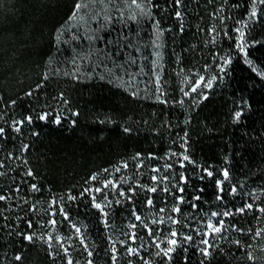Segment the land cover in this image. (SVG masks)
<instances>
[{
  "label": "trees",
  "instance_id": "1",
  "mask_svg": "<svg viewBox=\"0 0 264 264\" xmlns=\"http://www.w3.org/2000/svg\"><path fill=\"white\" fill-rule=\"evenodd\" d=\"M76 2L77 0H0V95L6 101L17 99L37 84L45 85L34 97L18 99L14 109H7L5 119H18L25 114H31L35 118L42 111L52 113L47 123L37 119L32 126L25 125L23 136L15 138L16 134L9 131L10 138L0 140V161L5 164L0 172L6 173L0 176V193L12 196L14 202L13 207L10 206L13 210L5 213L10 221L0 219V226L9 222L13 224L11 235L8 234V228L0 227V264H17L13 259L16 254L23 255V264H66L63 251L53 259L49 256L47 244L42 241L23 243L15 233L26 229V221L31 219L35 231L40 234L41 225L47 226L50 219L45 211L48 202L53 198L66 196L69 191L78 197L76 201L64 203L70 221L57 215L55 219L59 223L52 234L60 235L62 239L71 237V240L64 239V246L74 264H85L86 253L71 228V224H75L82 229L86 242L93 248L95 264H111L110 253L106 254L105 249L110 246L109 236L117 240L114 234L117 227L106 231L100 214L91 207L90 196L87 193L81 195L84 189L101 186L99 181L91 184L86 181L97 173L101 174L99 179L102 180L105 175L116 172V167L125 162L128 166L126 169L122 168V171L151 181V176L156 175L152 169L160 168V160L166 158L168 149L185 129L189 135V154L194 160L204 166L212 165L217 172L220 168H228L233 183L238 187L240 184L244 185L240 191L245 195L236 196V199L255 191L260 197L256 203L264 206V79L243 62L242 54L235 48L238 33L234 31L235 28H243V24L239 22L244 21L248 24L244 29L246 39L264 41V15H259L264 11V5L258 6V17L250 21V0H183L180 9L173 6V0H154L159 7L152 11L155 19L159 20L160 27L165 30L163 39L167 64L163 71V84L167 92L165 100L168 101L165 105L156 102L153 95L155 87H146L148 91L139 88L137 95L133 96V92L123 87L114 77L111 78L114 82H109V70L98 69L96 72L93 65L94 62L97 65L102 62L104 52H118L115 57L119 56L117 59L123 63L137 54V49H142L140 42L142 44L148 39L143 24L145 21H149L151 25L154 23L148 17L142 19L138 16L139 25L126 19L131 12L123 13V22L120 19L121 13L113 17L111 25L103 29L100 27L96 36L93 35L98 46L95 44L91 49V71L84 76L80 74V81L63 74L75 71L71 61L76 55L75 51L83 50V43L70 38V42H66L63 38L64 42L57 46L53 34L69 22ZM129 2L127 0V6L134 12L135 9L129 7ZM221 8L222 13L219 11ZM177 10L182 12V20L175 17ZM221 16L224 17L223 22L219 18ZM213 25L219 33L214 44L208 34V29ZM225 32L228 33L227 36L224 35ZM125 35L134 47H126ZM83 40L86 41L85 37ZM85 43L88 44L87 41ZM94 51L101 54L94 55ZM217 52L233 57L231 75L216 83L209 93V99L199 108H194L192 101L186 98L184 106L176 103L182 99L183 82L179 79L181 75L178 71L184 64V68L188 69L199 64L200 60L203 62L200 70H206L207 66L211 67L212 56ZM248 54L256 68L264 71V45L249 47ZM193 68L199 70V67ZM57 71L59 74H56ZM45 74H49L47 81L43 80ZM101 76L105 79H101ZM152 82L154 85V81ZM61 93L69 101L66 108L62 105L58 107L60 102L53 99ZM241 97L251 104V109H245L243 123L233 124L231 113ZM69 109L80 115L71 116ZM56 114L67 117L62 120L61 126L52 122ZM189 116L191 123L185 125L183 120ZM107 117H111L114 123L99 122V119ZM72 119L77 122L75 127L70 125ZM166 122H170L172 127L166 126ZM124 127L131 128L132 132L125 133L122 130ZM33 129L40 133L38 137L31 136ZM22 142L31 145L29 151L21 153ZM10 153L19 159H8ZM137 153L140 154L141 161L133 159ZM150 154L157 158L150 159ZM225 158L228 159L227 163ZM141 162L143 167L139 166ZM187 167L193 169L191 165ZM27 168L32 169L35 179L23 176ZM104 169L108 171L104 172ZM186 175L190 176L191 185L206 189L203 193L204 201L215 200V187L211 181H199L189 173ZM25 179L28 182L21 183ZM31 183L38 184L41 191L32 193L29 189ZM17 184L21 186L20 193L12 191ZM191 185L188 187L189 196L192 194ZM139 194L141 192L137 188L133 198ZM24 199L29 204L35 203L39 210L26 211L29 204H24ZM145 200H142L143 204ZM18 216L23 217V220H17ZM118 218L117 226L122 225L121 219L125 216L118 213ZM257 222L261 223L260 227L264 226V217L257 221L240 216L238 227L255 229ZM43 234L47 236V233ZM239 238L247 246L248 235L239 234ZM143 241L138 240L140 244L136 245L138 248L143 245L141 254L152 264H166L163 258L147 249L149 246L146 238ZM52 243L55 245V240ZM116 247L119 264H128L129 259H132L133 264H142L138 258L127 257L119 243ZM184 247L187 252L177 249L173 254V264H185V259L187 264H200L198 250L187 245ZM236 248L238 247H219L223 252L217 249L213 253V259L205 264H250L241 251L243 248L237 249L240 256L237 259Z\"/></svg>",
  "mask_w": 264,
  "mask_h": 264
},
{
  "label": "snow or ice",
  "instance_id": "2",
  "mask_svg": "<svg viewBox=\"0 0 264 264\" xmlns=\"http://www.w3.org/2000/svg\"><path fill=\"white\" fill-rule=\"evenodd\" d=\"M211 2V0H210ZM111 4L113 3V0H77V2L74 4L71 15L69 16V21L75 22L76 24H87L86 17L89 16L88 9L94 5V4ZM251 3V9L248 14L249 20L254 21L258 17V6L264 5V0H250ZM173 6L176 9H180L183 6V0H173ZM238 6V5H237ZM129 7L134 8L135 10H138L139 16L143 17L146 16L150 20H152L153 23V29L156 39L153 40V45L156 48L161 47V44L159 43L161 37L164 34V29L160 27L159 20L155 19L154 13L152 11L153 8L159 7V5L154 3V0H130ZM219 11L222 13L223 9H219ZM259 15H264V11H261ZM175 17L178 20H182V12L177 10L175 12ZM92 19H95L96 16L93 13L91 15ZM221 19V22H223L224 17H219ZM121 21L123 22L125 17L123 16V13H121L120 17ZM127 20H131L134 23H138V16L137 13L134 11L132 14L127 16ZM113 23V19L109 14H105L103 16V23L101 24V29L105 28L108 25H111ZM239 23L243 24V28H235L234 31L238 33V35L235 37L236 43L235 48L238 53L242 54L241 58L243 62L248 65L253 72H255L258 76H260L261 79H264V71L258 70L256 66L253 64V62L249 59L248 54V48L249 47H255L257 44L264 45V41H248L246 39V32L244 29L248 27L247 22L240 21ZM127 27V24H125ZM67 29L63 28L60 30H57L53 34L54 43L58 46L61 43H63V37L65 34V31ZM88 31V29H86ZM93 32L99 31V29H93L91 30ZM183 31V24H181V32ZM208 34L211 36V42L214 44L216 42V36L219 35L217 32L216 26L213 25L211 28L208 29ZM224 35H228L227 32L224 33ZM73 40H78L79 37L73 33L72 36ZM87 39L90 42L95 41L96 37L92 35H88ZM124 39L127 40L126 47H134L132 44V41L128 38L127 35L124 36ZM229 39H232V37H229ZM107 41L105 44L107 45ZM138 51V49H137ZM94 55L99 56L101 53L99 52H93ZM78 55V53L76 54ZM76 55L72 58V64L78 69L79 65L76 63ZM118 55L117 53L112 52H104V57H109L113 60V68H123L124 64L117 63L115 60V56ZM156 55V61L153 62L154 68L153 71L156 73L154 77V87L155 92L153 95H155L156 102L160 104H167L168 101L164 99L165 92L163 89V86L161 84V77L159 74V69L162 67L159 65L158 61L162 59L159 52L155 53ZM213 59L216 61V74L212 75L211 78H206L203 75H199L197 79L191 82V87L189 90L185 91L181 89L183 97L191 98L192 100V106L194 108H199V106L205 101L209 99V93L212 91L214 86L218 81H223L226 76L231 75V69L230 66L233 64V57L230 55L225 56H213ZM136 63V60L134 58H131L130 60H126L125 63ZM126 71V69H125ZM56 74H59L57 71ZM66 76H71L72 79L80 81V74L79 72H72L63 73ZM115 75L116 79L119 80V73L113 72L111 69L108 73V80L109 82L112 81V76ZM89 78H91V74H89ZM101 79H105L104 76L100 77ZM49 79V74H45L43 76V80L47 81ZM187 83V79L185 80ZM44 83H39L35 86V88L30 89L26 93H24L23 97H19L17 99L12 100H5L3 95H0V140H7L9 139V131L16 134L15 138L21 137L24 135L23 129L25 125L32 126L35 124L36 120L42 122H49V117L52 115L51 112L42 111L40 113H37V116L34 118L31 114H25L21 118H10L5 119V117L8 115L7 109H14L17 105L18 99H23L24 97H34L37 92L40 91V89L44 88ZM195 93L196 95L193 96L192 94ZM133 96H136L137 93L133 92ZM53 99H56L60 102L61 105L66 108L69 101L64 97L63 93L59 94V96L54 97ZM181 106H184V99H180L179 101H176ZM44 107H47L45 105ZM250 110L251 104L248 103L246 100L241 97L240 101L237 103V107L232 110L231 113V119L233 124H240L244 122L245 117V109ZM73 117H77L80 115L77 111H72L71 109L68 110ZM67 119L66 116H62L61 114H56L54 120L52 121L55 125L61 126L62 120ZM99 122L101 124L104 123H114V121L111 120V117H107L106 119H99ZM76 120L72 119L70 121V125L72 127L76 126ZM147 123V121H145ZM183 123L185 125H188L191 123V117H186L183 120ZM166 126L169 128L172 127L170 122H166ZM125 133H131L132 129L128 127H124L122 129ZM209 131H212V129H208ZM31 136L38 137L40 133L38 131H35L34 129L31 131ZM179 135V134H178ZM179 139L181 141L180 147L183 149L182 152H170L169 158L175 157L176 158V164L178 165L179 169H186L188 165H191L194 171L192 173V177H195L199 181H205L209 180L214 184L215 187V201L223 203L225 201L226 196L236 197L245 195L240 191L241 188L244 187L243 184H240L239 187L236 183H233V177L230 174V170L228 168H220L217 172L212 165L204 166L199 164L196 160H194L191 155L189 154V135L187 129L183 132L182 135H179ZM31 148V145L29 143H21L20 151L21 153H25L29 151ZM150 159H156L157 157L152 156L150 154ZM8 159H19V157H13L10 153L8 155ZM133 159L137 161H141V156L139 153L136 154V156L133 157ZM228 162V159L225 158V163ZM25 165L27 164V161H24ZM127 163L121 164L119 167H116L115 171L120 172L122 168H127ZM140 167H143L142 162L139 165ZM5 164L0 161V169L4 168ZM174 169L173 164H166L164 166V171H170ZM104 172H107V169L103 170ZM152 172L156 173V175L151 176V184L150 185H142V184H135L133 186H130L127 190V192L119 187V183H126L125 180L121 179L119 183L114 182L112 179H106V180H100L99 177L101 174H93L91 177H89L88 181L86 183H93L99 181L101 184L100 187H89L87 189H84L81 195H84L87 193L90 196L91 201V207L96 209L97 212L100 214L101 223L103 224L105 230L111 228V223L108 219L109 217V209L113 207V203L115 205L119 206L123 203V201L131 202L132 198L136 195V189L139 188L147 193L150 194H156L158 191L173 197L172 201L169 202L167 200L164 201V206L160 207L158 209V212L151 213L152 216L151 219L148 217H145L137 212L135 207L131 210V216L134 218V222H130L126 224V228L128 231L124 232L123 235L127 238V240H114L111 238V236L108 237L110 246L105 249V253H110V260L111 264H119V256H118V249L116 247V244L119 243L121 247H124L126 249V256L129 258H138L142 261V264H152L151 261L146 259L141 254V248L143 245H141L140 248L138 247H132L128 241H131V244H135L137 240H143L144 238L139 236L136 229L142 228L145 230L149 237V246L154 247L155 255L157 257H161L165 260L166 264H173L174 259V253L177 252V249H183L184 252H187V248L184 247V245H192L194 244V238L190 234H181L177 231V229L173 226L179 225L182 223L181 219H178L177 217H184L185 219L189 218V213H186L184 209L182 208L183 205H187L190 207L192 212H195L200 207V202L204 201L203 193L206 191V189L203 186L196 187L195 185H191V178L189 175H186L184 171L176 172L172 171V175H163L162 170L160 168H153ZM5 172H0V176H4ZM23 176L25 178L32 177L35 179V174L32 171L31 168H27V170L23 173ZM27 179L23 180L21 183H27ZM191 185V192L192 194L188 195V187ZM29 189L32 193H37L41 191V188L36 183H31L29 185ZM105 189H111L117 196V199L113 202L108 198L107 192H105ZM21 186L20 184H17V186L12 189L14 193H20L21 192ZM93 192L95 193H101L103 194V200L100 201L97 199L96 195H91ZM251 202H248V200H245V202L240 206L235 208L234 211L232 210H224L223 212L220 211H212L211 217H234V216H244L247 214L252 213H258L259 215H254V219L259 221L261 217H264V206H260L256 203L257 200H259V195H257L256 192H248L246 194ZM13 199L12 196L0 193V219L4 221H10V217L5 215V213L13 210L10 207H8L9 202ZM78 197L76 195H73L71 191H69L66 196L62 195L58 199L53 198L48 202L47 209L45 211L50 216V219L47 221V227L51 228L53 231L57 228L58 221L55 219L57 215L62 217L63 220L70 221V217L65 210L64 203L65 201H76ZM24 204H29V201L27 199L23 200ZM20 206V205H17ZM144 206L148 209H152L155 207V202L153 200V196L149 195L145 202ZM39 209L37 208V205L35 203L29 204V207L26 211L30 212H36ZM51 210V211H48ZM175 214V215H173ZM17 220H23V217H16ZM167 224L170 228V230L164 235L162 238L156 230L152 227L153 225H165ZM45 225H41V227H44ZM187 227L188 225L185 224ZM0 227L8 228L9 229V235L12 234V228L13 224L11 222L4 224ZM18 227V225L16 226ZM71 228L73 229L76 238L79 240V244L83 250L84 253H86V259L85 264H95V261L93 259L94 257V250L91 248L88 243L86 242V237H84L82 233V229L75 224H71ZM203 228L205 230H199L194 229L196 231V234L201 236V239L198 243L195 244V246L198 249V252L200 254V264H205V262L211 261L213 259V253L219 249V244L214 241L225 239L223 236V233L225 231H233L238 232L244 235H249L252 239H261L264 240V226L252 229L249 228L247 230L243 228H239L236 225H232L229 229L224 222V219H218L215 223L212 219H208L206 223H204ZM17 236L20 237L21 241L23 243L27 244H34L37 241H42L43 243L48 245L49 248V256L53 259L55 256L60 252L63 251V254L66 258V264H74L73 259L70 256V253L68 252V249L64 246V239L71 240V237L63 238L60 235L53 236L52 231H49L47 233V236H45L43 233L38 234L35 229L34 225L31 219L26 221V229L16 231L15 233ZM55 240V245H53L52 241ZM231 244H235L238 248H244L245 244L241 240H232L230 241ZM163 245V246H162ZM248 248H251L252 245L248 244ZM55 248L56 250L53 251L52 249ZM220 252H223V249H219ZM264 250V248H262ZM248 260L254 261L255 257L251 252H248L247 255ZM13 259L17 262V264H23V255L22 254H16L14 255ZM76 264H79V262H76ZM128 264H133L132 259L128 260ZM185 264H187V259H185Z\"/></svg>",
  "mask_w": 264,
  "mask_h": 264
},
{
  "label": "rangeland",
  "instance_id": "3",
  "mask_svg": "<svg viewBox=\"0 0 264 264\" xmlns=\"http://www.w3.org/2000/svg\"><path fill=\"white\" fill-rule=\"evenodd\" d=\"M125 1V2H124ZM124 3V4H122ZM89 16L86 17L87 19V24H76L75 22H71L69 21L63 28H66L67 30L65 31L64 34V39L66 42H70L68 41L70 39H72L73 33H75L79 39L78 41H81L83 43L82 48L83 50L80 52H76L75 54L78 53V55L76 56V63L79 65V68L77 69L73 64H71V66L73 68H75V71L73 72H79V74H81L82 76H84L86 73H89L91 70L90 68V64H92L93 59L91 58V49L94 47V45H97V41L96 42H90L87 39L88 35H95L98 33V31H91L93 29H99L102 22H103V16L105 14H109L112 18L116 17L118 14L120 13H125V12H133L131 9L128 8L127 6V0H113V3L111 4H105V5H100V4H94L92 5L88 10ZM135 12L137 13V16H139V12L138 10H135ZM95 14L96 18L92 19L91 15ZM140 18H144L146 16H139ZM139 21L138 23H136L137 25H139ZM144 26V33H147V42H144L141 44L140 42V46L142 47V49H139L137 51V54L132 55V57L128 58V60H130L131 58H134L136 60V63H123L121 62L119 59V56L115 57V60L117 63H121L124 64L123 68H113V60L111 58H106L103 56L101 58V63L99 65L94 64V69L95 71H99L98 69H101V71H108V70H112L113 72H118L119 73V80L116 79V76L113 75L112 77H114V79L116 81H118L121 85H123V87L127 88L129 91L137 92V90L139 88H143L144 90H147V88H152L154 87L153 84H151L152 81H154V77H155V72L153 71L154 68V64L153 62L156 61V52H159L162 59H160L158 61L159 65H161L162 67L159 69V74L161 77V84L163 86L164 92H165V96L164 99L167 96V92H166V86H164L163 84V71L166 67V48H165V43H164V39L163 36L161 37L159 43L161 44V47L156 48L153 45V40L156 39L155 34H154V29H153V24L151 25L149 21H145V23L143 24ZM150 27V28H149ZM62 28V29H63ZM149 28V29H147ZM86 29H88V31H86ZM146 31V32H145ZM85 37L86 41L88 44H86L85 40H83V38ZM97 40V39H96ZM98 46V45H97ZM213 55V54H212ZM216 56H224L222 54H218V52L215 54ZM118 58V59H117ZM199 64L193 65L191 67H189L188 69L184 68L185 64L183 65L182 69L180 71H178V73L181 75L179 79L182 80V89L187 91L189 90V88L191 87V82L194 81L195 79L198 78L199 75H203L206 78H211L212 75L216 74V61L213 59L212 56V64L211 67L207 66L206 70H200V66L202 65V60L199 61ZM205 63L207 62L204 61ZM181 67V66H179ZM193 67H199V70L194 69ZM184 68V69H183ZM211 68V69H210ZM126 69V71H125ZM211 70V71H209ZM209 71V72H208ZM109 72V71H108ZM151 79H153L152 81H150ZM187 79V83L185 82V80ZM153 83V82H152ZM147 85V86H146ZM148 91V90H147ZM181 95H182V99L186 98L188 100H191V98L188 97H183L182 91H181ZM193 96H195L196 94L193 93ZM192 101V100H191ZM180 139L179 136L176 137V140L174 143H172L171 148L168 149L167 151V156L164 159L160 160V169L162 170V174L163 175H168L171 176L172 175V171H176V172H180V171H184L186 174H191L194 172V169L187 167L186 169H179L178 165L176 164V158L175 157H171L169 158V154L170 152H177L180 153L183 151V149L180 147ZM143 160V159H142ZM166 164H173L174 165V169L170 170V171H164V166ZM102 180H106V179H112L114 180V182L119 183V181L121 179L125 180L126 183H119V187L124 189L126 192L128 190V188L130 186H133L137 183L142 184V185H150L151 181L149 180H145L143 178H140L139 176H130L129 174L126 173V171H120V172H113L110 173L108 175H105L103 178H101ZM139 179L141 181H139ZM105 192H107L108 194V198L110 200H112L113 202L117 199L116 194L111 190V189H105ZM139 191L141 192V194L137 195V197L132 198L131 202L128 201H123L122 204H120L119 206L115 205V203H113V207L111 209H109V221L111 223V228L113 229L115 227H117L114 230V234L117 240H127V238L123 235L124 232L128 231V229L126 228V224L130 223V222H134V218L131 216V210L133 207H135V209L137 210V212L145 217H148L149 219L152 218V216L150 215L151 213H156L158 212V209L160 207L164 206V201L167 200L169 202L172 201L173 197L168 196L160 191H158L156 194H150L147 193L141 189H139ZM255 192V191H254ZM8 195V194H7ZM93 195L97 196V199L102 201L103 200V194L101 193H93ZM149 195L153 196V200L155 202V207L152 209H148L144 206L142 200H145ZM245 200H248V202H251V200L249 199L248 196L246 197H241L239 199H236V197H231V196H226L225 197V201L223 203L220 202H216L215 200H213L212 202H207V201H203L200 202V207L195 211L192 212L190 207L187 205H183L182 208L184 209V211L186 213H189V218L185 219L184 217H177L178 219H181L182 223L179 225H175L173 227H175L177 229V231L181 234H190L193 236L194 238V244L192 245H187L189 247L192 248H196L195 246L196 243L199 242V240L201 239V236L196 234V231H194V229H199V230H205L203 228L204 223L207 222L208 219H212L213 222L215 223L218 219H224L225 225L230 229L232 225H236L238 227V221L240 216H234V217H211V212L212 211H220L223 212L224 210H232L234 211L235 208L240 207ZM14 202L11 200L9 202V207H13ZM118 213H122V215L125 216V218L122 220L121 219V224L122 225H116V221L119 220L118 218ZM175 215V214H173ZM253 215H256V213H252V214H247L244 215L246 217H251L253 218ZM118 224V223H117ZM120 224V222H119ZM185 224H187L188 226L186 227ZM261 226V223L259 224L258 222L256 223V228H259ZM156 232L163 238L164 235L170 230L169 226L167 224L165 225H153L152 226ZM255 228V229H256ZM110 229H108L107 231L109 232ZM49 231H52L51 228L45 226L40 228L39 233H48ZM137 233L139 236L146 238V243L149 246V237L148 234L145 230H143L142 228H137L136 229ZM238 232H233V231H225L223 233V236L225 237V239L222 240H218V241H214L217 242L219 244V247H231V246H236L235 244H231L230 241L232 240H241L239 238V234ZM53 236H55L53 234ZM139 240V239H138ZM137 242L135 244H131V241L128 242L132 247H136L137 244H140V242ZM247 245L251 244L252 247L248 248L246 245L243 248V250H241L243 252V254L245 255V259L250 263V264H264V250H262V248H264V240L261 239H252L249 235L247 238ZM141 242H144L143 240H139ZM163 246V245H162ZM237 247V246H236ZM121 249L125 250L126 249L124 247H121ZM147 249H149V251L155 254V249L154 247H147ZM238 248H236V257L237 259H240L239 253L237 251ZM198 250V249H197ZM248 252H251L253 254V256L255 257L254 261H250L248 260L247 256Z\"/></svg>",
  "mask_w": 264,
  "mask_h": 264
}]
</instances>
